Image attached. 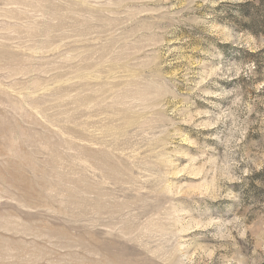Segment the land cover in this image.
Masks as SVG:
<instances>
[{
  "label": "rangeland",
  "instance_id": "1",
  "mask_svg": "<svg viewBox=\"0 0 264 264\" xmlns=\"http://www.w3.org/2000/svg\"><path fill=\"white\" fill-rule=\"evenodd\" d=\"M0 264H264V0H0Z\"/></svg>",
  "mask_w": 264,
  "mask_h": 264
}]
</instances>
